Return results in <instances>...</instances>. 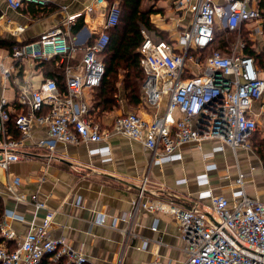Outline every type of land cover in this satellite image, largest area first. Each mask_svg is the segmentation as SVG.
<instances>
[{
	"label": "built area",
	"instance_id": "built-area-1",
	"mask_svg": "<svg viewBox=\"0 0 264 264\" xmlns=\"http://www.w3.org/2000/svg\"><path fill=\"white\" fill-rule=\"evenodd\" d=\"M4 1L9 9L19 10L26 5L44 8L50 0ZM258 2L176 0L177 8L190 14L177 46L148 35L142 28L143 104L155 113L151 120H145L136 112H126L114 117L108 127L93 120L89 97L104 75L100 54L109 42L107 30L117 25L121 10L118 3L106 0H93L84 9V13L104 10V29L91 43L83 45L80 61L74 64L78 52L75 40L79 38L70 37V33L80 14H68L62 7L65 18L59 26L14 47L7 55L8 63L0 61L2 89L13 92L11 96L0 94V169L6 173L7 195L32 205L36 211L46 209L36 194L19 190L18 177L8 175L9 166L24 159L29 150L44 151L49 164L59 144H100L111 136H123L150 152V165H162L181 160L180 148L185 145L198 148L203 142L214 141L217 144L202 153L206 163L196 181L205 188L197 192L191 206L149 197L146 175L131 201L130 212L113 218L108 226L119 230L117 224L123 222L126 226L120 231L129 238L140 210L162 212L172 218L180 233L182 244L173 247L182 255L178 264H264V188L254 190L253 195L245 190V181L253 177V167L237 170L234 180L238 188L231 191V197L215 193L208 186L209 173L216 169V164L208 161L216 153L225 147L234 153L252 152L250 139L259 130L253 105L264 101V71L257 68L252 57L234 51H214L204 58L201 68L194 70L200 61L191 53L209 48L217 25L227 32L252 25L253 32L264 36V16ZM22 30L17 28V32ZM51 59L63 65V89L55 78H44L34 87L23 75L26 65ZM184 74L191 76L184 78ZM36 132L39 136L34 138ZM93 151L105 157L104 161L109 160L108 146ZM10 217L16 216L4 210L0 221V264H40L45 255L52 256V260L64 258L66 264H86L82 247L50 236L48 216L41 223L32 219L21 237L7 226L6 219ZM104 223L99 214L95 224ZM152 230H156V224ZM149 242L163 245L159 240H147L137 249H144ZM150 264H174V260L157 256Z\"/></svg>",
	"mask_w": 264,
	"mask_h": 264
},
{
	"label": "crops",
	"instance_id": "crops-1",
	"mask_svg": "<svg viewBox=\"0 0 264 264\" xmlns=\"http://www.w3.org/2000/svg\"><path fill=\"white\" fill-rule=\"evenodd\" d=\"M92 2L93 0H50L40 12V8L35 9L31 5L12 10L4 0H0V35L2 38H5L4 35L11 36L19 43L35 40L41 33L61 24L65 18V12L61 9L65 7L68 14H80L75 23L79 19L83 23L76 33L72 29L70 33V37L79 38L75 40L78 47L74 59L76 64L80 61L83 45H87L104 29V10L84 13V9ZM175 2L176 0H142L141 7L155 11L149 16L153 27L160 31L176 33L177 30L181 33L189 24L190 14L179 10ZM113 3L118 1L114 0ZM18 27H23V30L17 32ZM249 27L243 29L253 42L255 39L264 41V36L253 32L252 25ZM253 46H257V43ZM8 53L7 50L0 49L1 62H9ZM24 70L23 75L34 87L46 78L40 64H27ZM2 93L13 95L12 90L2 89L0 81V94ZM253 109L260 127L264 123V101L254 103ZM134 110L145 120H151L155 113L152 108L143 104ZM116 113L117 110L106 113L100 121L108 127ZM38 136L39 133L36 132L34 138ZM216 144L214 141H206L198 148L185 145L180 148L181 160L162 165H150V152L140 143L123 136H111L100 144H59L55 158L49 164H46L44 151L29 150L24 159L9 166L8 175L10 178L18 177L21 184L19 190L27 195L36 194L46 209L36 211L32 205L16 202L8 196L5 191L6 173L0 169V197L4 210L16 216L6 219V224L21 237L32 219L41 223L48 216L50 236L62 238L74 247H82L87 258L86 264H150L157 256L163 260L173 259L174 264H178L182 255L173 247L180 246L182 241L177 225L167 214L140 210L133 221V234L129 238L120 231L126 226L123 222L117 224L119 230L111 229L108 225L113 218L130 212L131 201L146 175L150 182L149 197L187 208L191 206L197 198V192L205 188L196 181V176L203 172L206 163L202 153L210 151ZM102 145L109 147L108 161H104L105 157L93 151ZM251 153L244 150L234 153L228 147L216 153L208 161L216 164V169L209 173L208 186L215 193L231 197V191L238 188L234 180L237 170L248 171L253 167V177L245 181L247 194L253 195L254 190L264 188V168ZM41 177L43 181L40 182ZM178 180L184 182L178 183ZM99 214L104 218L102 226L95 224ZM154 224L155 231L152 230ZM147 240H159L163 245L149 242L144 249H137Z\"/></svg>",
	"mask_w": 264,
	"mask_h": 264
},
{
	"label": "trees",
	"instance_id": "trees-1",
	"mask_svg": "<svg viewBox=\"0 0 264 264\" xmlns=\"http://www.w3.org/2000/svg\"><path fill=\"white\" fill-rule=\"evenodd\" d=\"M114 0H108L112 4ZM121 10V16L116 26L107 30L109 34V42L100 54V58L104 63V75L99 86L94 90L93 104L91 106V115L94 121H100V118L106 114L114 111L119 106V101L125 102L128 107L138 108L143 104V90L142 84L145 79V73L140 65V47L144 41V36L141 32L142 28L148 31L154 29L150 23L149 16L154 13L153 9L145 10L141 7L142 0H117ZM33 8L38 9L35 5ZM259 9L264 16V0H259ZM45 8V7H44ZM44 10L40 8V12ZM79 18V17H78ZM83 23L79 19L72 32L76 33ZM227 32V31H225ZM235 33V32H227ZM218 34V36H216ZM214 33V38L210 44L214 49H223L227 47L230 40L235 39L226 37H219L222 34ZM95 35L89 43H91ZM243 50L242 53L246 56L252 57L259 70L264 69V52L259 53L253 46L254 42L249 38L246 30H242ZM226 40V41H225ZM24 43L17 42L13 37L7 36L0 38V49L11 52L14 47L20 46ZM204 50L202 52H205ZM191 53H194L193 51ZM223 53V52H221ZM226 54V53H223ZM55 59L41 63L44 71V76L55 78L57 85L63 89V65H57ZM259 65V67H258ZM190 74H184L183 77H189ZM144 105V104H143ZM257 130L250 139L252 150L260 157L264 163V137H260ZM4 214V206L0 197V221ZM0 238V243H1ZM11 244V242H10ZM40 264H66L64 258L52 260V256L45 255Z\"/></svg>",
	"mask_w": 264,
	"mask_h": 264
},
{
	"label": "rangeland",
	"instance_id": "rangeland-1",
	"mask_svg": "<svg viewBox=\"0 0 264 264\" xmlns=\"http://www.w3.org/2000/svg\"><path fill=\"white\" fill-rule=\"evenodd\" d=\"M169 23L171 24L172 22L170 21ZM153 28L154 29H152V30L149 31V34L148 35L154 36V37H156V38H158L160 40L166 41V42L170 43L171 45L174 42V44L177 46V41H178V38H179V35H180V31H177L176 30V33H174V32L171 33V32L160 31V29L155 28V27H153ZM242 30L244 31V29H241L240 31L235 32L234 34L233 33H227V32H225V30H223L222 27H219L217 25L216 26V29H215L216 34L217 33H219V34L221 33L222 34L219 37H223L225 39L226 37L233 38L235 36L234 37L235 39L230 40L227 43V47H225L223 49L224 51H221L220 49H214V47L212 46V48H210L209 50H207L205 52H201V53L194 52V53H192L193 56L199 57V61H200L199 62V67H195L194 70L201 68L202 67V64L204 62L203 61L204 58H206L209 54H211L214 51H218L220 53L223 52V53H226V54H228L230 52H233V51L235 53H242L243 46L242 47L240 46V44L243 45ZM6 36L7 35H4V37H6ZM216 36H218V34ZM0 37H1V35H0ZM254 43H257V46H254L255 47V50L257 52H259V53L264 52V41H261L260 39H258V40L255 39V42ZM262 59H263V62H264V58H262ZM191 65L192 64H189L188 63V66H191ZM258 67H259V65H258ZM262 71H264V69ZM93 94H94V92L92 94H90V97H89V99L91 100V106L93 104V101H92ZM114 110L115 111L117 110V113H116L115 117L118 114L120 115V114H123V113H126V112H134L135 111L134 108L128 107V105L125 102H123V101H119V106L117 107V109H114ZM263 121H264V119H263ZM258 134L260 135V137H264V123H261L260 124ZM249 153H251V152H249ZM252 153L255 156L256 160L258 161V164H260V166H262L264 168V163L260 159V157L256 154V152L254 150H252Z\"/></svg>",
	"mask_w": 264,
	"mask_h": 264
}]
</instances>
